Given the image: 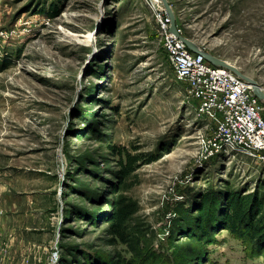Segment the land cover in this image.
Returning a JSON list of instances; mask_svg holds the SVG:
<instances>
[{
	"label": "rangeland",
	"instance_id": "rangeland-1",
	"mask_svg": "<svg viewBox=\"0 0 264 264\" xmlns=\"http://www.w3.org/2000/svg\"><path fill=\"white\" fill-rule=\"evenodd\" d=\"M167 1L182 36L264 90V0ZM157 7L0 0V264L130 259L103 221L117 160L109 145L154 158L126 193L153 232L144 240L150 264H181L200 246L189 264H264L218 220L230 192L264 187V166L201 150L205 122L168 64ZM207 194L214 233L183 251L180 236Z\"/></svg>",
	"mask_w": 264,
	"mask_h": 264
},
{
	"label": "built area",
	"instance_id": "built-area-1",
	"mask_svg": "<svg viewBox=\"0 0 264 264\" xmlns=\"http://www.w3.org/2000/svg\"><path fill=\"white\" fill-rule=\"evenodd\" d=\"M155 15L168 64L194 103V117L205 122L201 150L242 155L264 166V104L251 85L230 69L214 66L191 52L169 31V18L161 5ZM177 30L180 33L178 26Z\"/></svg>",
	"mask_w": 264,
	"mask_h": 264
},
{
	"label": "trees",
	"instance_id": "trees-1",
	"mask_svg": "<svg viewBox=\"0 0 264 264\" xmlns=\"http://www.w3.org/2000/svg\"><path fill=\"white\" fill-rule=\"evenodd\" d=\"M2 64L0 59V70L5 68ZM109 147V150L117 155V160L116 170L112 172V196L106 202L108 212L103 217V221L107 226L106 231L111 243L125 246L130 254L128 261L124 260L122 263V260H116L110 261V264H150L148 259L155 255L144 248V240L147 232H153L143 228L136 220L139 205L126 193L136 184L135 172L141 166L154 161V158L145 159L142 155L130 154L123 148L112 145ZM245 192L247 193L233 190L222 200V206L218 208L219 224L222 230L248 243L253 251L264 258V187L258 186ZM210 203L211 197L208 194L204 195L192 217L193 227L186 226V232L180 236L185 242L182 243L183 251L193 246L194 242L203 243L213 235L215 228L208 219L212 212ZM190 253L189 258L179 256L181 264H189L195 257H202L204 249L200 246L192 249ZM167 258L169 260L164 256L161 264H174L170 262L171 258Z\"/></svg>",
	"mask_w": 264,
	"mask_h": 264
},
{
	"label": "water",
	"instance_id": "water-1",
	"mask_svg": "<svg viewBox=\"0 0 264 264\" xmlns=\"http://www.w3.org/2000/svg\"><path fill=\"white\" fill-rule=\"evenodd\" d=\"M163 6V9L166 13V15L169 18V31L175 35L178 39H180L183 44L193 53L198 54V55H202L203 58L208 61L210 64L217 66V67H223V68H227L230 69L231 71H233L236 75H238L239 77H241L244 81H246L247 83H249L252 87V91L254 93V95L264 104V90H262V88L258 85V83H256L255 81H253L252 79L248 78L247 76H245L244 74H242L236 67H234L233 65L229 64L228 62L217 58L209 53H207L204 49H202L199 45H197L196 43H194L193 41H191L190 39L182 36V34H180L177 30V25H176V21H175V16L174 13L172 11V8L169 4V2L167 0H160Z\"/></svg>",
	"mask_w": 264,
	"mask_h": 264
},
{
	"label": "bare ground",
	"instance_id": "bare-ground-1",
	"mask_svg": "<svg viewBox=\"0 0 264 264\" xmlns=\"http://www.w3.org/2000/svg\"><path fill=\"white\" fill-rule=\"evenodd\" d=\"M152 2H153V4H156V6H159V5H161L162 3H161V1L160 0H151ZM254 13V12H253ZM248 14V13H247ZM255 15V14H254ZM247 17H248V15H247ZM71 38H74L75 40H77V41H83V40H79L76 36H72ZM82 38V37H81ZM263 90V89H262Z\"/></svg>",
	"mask_w": 264,
	"mask_h": 264
}]
</instances>
